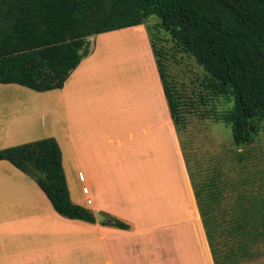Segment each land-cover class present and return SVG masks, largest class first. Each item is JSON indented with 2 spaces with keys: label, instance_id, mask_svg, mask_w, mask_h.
Instances as JSON below:
<instances>
[{
  "label": "trees",
  "instance_id": "16d2710c",
  "mask_svg": "<svg viewBox=\"0 0 264 264\" xmlns=\"http://www.w3.org/2000/svg\"><path fill=\"white\" fill-rule=\"evenodd\" d=\"M150 18L158 22L149 26ZM144 24L177 134L189 99L171 81L168 51L156 32L169 37L173 51L193 58L206 74L204 91L226 103L209 118L229 129L231 145H252L264 123V0H0V84L37 93L60 90L90 55V37ZM229 158L243 163L245 155L232 152ZM0 161L32 177L59 216L96 222L70 199L55 139L2 149ZM223 169L206 175L198 166V182L188 170L214 264L264 257V195L242 189L232 212H223ZM102 225L130 229L113 216ZM227 240L234 249L226 248Z\"/></svg>",
  "mask_w": 264,
  "mask_h": 264
},
{
  "label": "crops",
  "instance_id": "0c3cea01",
  "mask_svg": "<svg viewBox=\"0 0 264 264\" xmlns=\"http://www.w3.org/2000/svg\"><path fill=\"white\" fill-rule=\"evenodd\" d=\"M147 50L154 87L140 73L120 81L122 93L111 96L117 112L96 106L95 48L60 89L82 207L130 229L68 220L54 210L58 216L19 215L0 222V264H214L150 42Z\"/></svg>",
  "mask_w": 264,
  "mask_h": 264
},
{
  "label": "rangeland",
  "instance_id": "374dc122",
  "mask_svg": "<svg viewBox=\"0 0 264 264\" xmlns=\"http://www.w3.org/2000/svg\"><path fill=\"white\" fill-rule=\"evenodd\" d=\"M157 22L156 18H150L147 25L153 26ZM156 35L168 51L166 64L171 81L189 99L181 108V124L177 134L186 172L188 174L189 170L194 174L195 181L198 182V166L206 175H210L218 166H223L227 186L222 211L230 214L238 191L246 189L260 196L264 195V123L252 145L244 149L234 148L229 129L209 118L213 112L226 109L227 105L204 91L201 86L206 78L203 69L189 55L173 51L172 43L164 32H156ZM89 42L91 50L95 48L98 57L99 76L96 82L91 81L96 106L101 112H117L119 107L113 97L117 98L122 93L120 81L138 77L139 73L146 83L149 79L152 83L154 79L147 52L149 41L146 25L99 34L90 37ZM133 46L140 48L141 56L133 53ZM150 55L153 61L152 53ZM151 65L156 69L155 62H151ZM112 84L115 88L110 86ZM152 86L154 87V83ZM61 94V90L37 93L15 84H0V150L45 138L55 139L63 156V170L71 199L76 205L82 206L83 188L78 183V177L73 174L75 163L64 135ZM116 116L119 119V115ZM232 152H243V163H231L229 157ZM36 211H52L55 214L48 198L32 177L20 172L9 162L1 161L0 222ZM1 234L0 231V236ZM225 243L228 250L234 249L229 240ZM228 264H264V257L256 260L232 258Z\"/></svg>",
  "mask_w": 264,
  "mask_h": 264
},
{
  "label": "water",
  "instance_id": "95a60500",
  "mask_svg": "<svg viewBox=\"0 0 264 264\" xmlns=\"http://www.w3.org/2000/svg\"><path fill=\"white\" fill-rule=\"evenodd\" d=\"M95 220L99 223L101 222H105L106 221V217H104L103 215L99 214V213H95L94 214Z\"/></svg>",
  "mask_w": 264,
  "mask_h": 264
}]
</instances>
